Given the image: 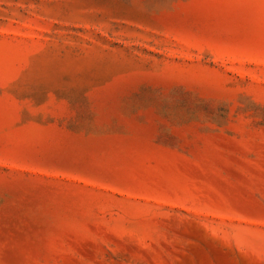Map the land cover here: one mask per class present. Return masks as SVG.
Segmentation results:
<instances>
[{
	"label": "rangeland",
	"instance_id": "374dc122",
	"mask_svg": "<svg viewBox=\"0 0 264 264\" xmlns=\"http://www.w3.org/2000/svg\"><path fill=\"white\" fill-rule=\"evenodd\" d=\"M0 264H264V0H0Z\"/></svg>",
	"mask_w": 264,
	"mask_h": 264
}]
</instances>
